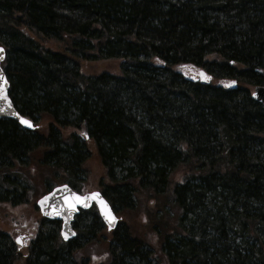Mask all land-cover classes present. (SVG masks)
Wrapping results in <instances>:
<instances>
[{"label":"trees","instance_id":"1","mask_svg":"<svg viewBox=\"0 0 264 264\" xmlns=\"http://www.w3.org/2000/svg\"><path fill=\"white\" fill-rule=\"evenodd\" d=\"M0 47L35 127L0 119V202L81 192L97 156L120 214L81 211L68 241L41 217L20 249L0 231V264H86L97 239L107 264H264V0H0Z\"/></svg>","mask_w":264,"mask_h":264},{"label":"water","instance_id":"2","mask_svg":"<svg viewBox=\"0 0 264 264\" xmlns=\"http://www.w3.org/2000/svg\"><path fill=\"white\" fill-rule=\"evenodd\" d=\"M0 49H2V52H0V86H2L0 87V119L12 120L16 122L22 129L27 131H33L34 127L32 121L28 118L20 116L8 96L9 83L5 77L1 65L5 59V50L3 47H0ZM230 87L232 89L236 88L235 83H231ZM251 99L258 102L264 110V86L254 87L251 94ZM20 118L29 121L32 126L29 127L28 125L21 124ZM92 193H99V197L97 199H91L90 197ZM73 194L84 199L87 206H85L84 203H76L75 209L70 211L69 208L66 206L65 198H71ZM41 201H43V203H41ZM101 201L103 202V204H101ZM36 206L40 214L44 218L60 222V234L63 240L65 241L74 238V232L72 231V223L74 221V217L81 210H88L91 206L95 207L100 220L109 231L114 230L117 226V218L115 216L114 211L112 210L108 202L103 198L102 194L98 191L85 192L84 194H79L74 192L67 185L58 186L52 189L43 197H41L38 200ZM106 213H110V215L115 218L111 225L109 224V220L106 218ZM65 236H67V239H65Z\"/></svg>","mask_w":264,"mask_h":264},{"label":"rangeland","instance_id":"3","mask_svg":"<svg viewBox=\"0 0 264 264\" xmlns=\"http://www.w3.org/2000/svg\"><path fill=\"white\" fill-rule=\"evenodd\" d=\"M82 70L87 75L97 74L100 72L116 73L117 66L112 62L101 64L98 63L97 65L90 64V66H88V64H84ZM67 130L70 133L72 132L71 129ZM35 168V165L31 163L29 165L28 172L31 175H34L36 172ZM86 171V188L80 192L81 194L85 192L98 191V182L103 179V173L97 156H92L88 161ZM33 194L34 195L31 197L29 202L27 199L22 205L16 207H13L8 203L0 202V231L9 233L13 240H15L18 235L14 233V228L20 227L22 225L30 227L33 223L35 224L41 218L35 209V203L44 193L38 188H33ZM119 215L120 214L116 213V217ZM123 221L128 223L129 219L126 217ZM142 222L143 219L139 216H136V219L132 222V225L135 227V229L139 230L141 233L145 232L144 230L139 229V226ZM102 241L103 239H97L94 242L88 243V246L76 254L75 258L77 260L83 258L87 262L86 264H107V256L105 254L106 252L104 251L105 246H103ZM21 243H23V239H21Z\"/></svg>","mask_w":264,"mask_h":264},{"label":"snow or ice","instance_id":"4","mask_svg":"<svg viewBox=\"0 0 264 264\" xmlns=\"http://www.w3.org/2000/svg\"><path fill=\"white\" fill-rule=\"evenodd\" d=\"M0 52H2V49H0ZM2 87V86H0ZM20 123L21 124H25V125H28L29 127H31L32 125L30 124L29 121L23 119V118H20ZM99 197V193H92L91 194V199H97ZM47 199V198H45ZM41 203H43V201H41ZM65 203H66V206L69 208V210H74L75 209V204L76 203H84L85 206L86 205V202L84 199H82L81 197L79 196H76L75 194H73V196L71 198H65ZM101 204H103V202L101 201ZM106 207V206H105ZM58 214V213H57ZM106 218L109 220V224L111 225V223L114 221V217H112L110 215V213H106ZM65 239H67V236H65ZM19 239H18V243H19Z\"/></svg>","mask_w":264,"mask_h":264},{"label":"flooded vegetation","instance_id":"5","mask_svg":"<svg viewBox=\"0 0 264 264\" xmlns=\"http://www.w3.org/2000/svg\"><path fill=\"white\" fill-rule=\"evenodd\" d=\"M35 209L38 210L36 207ZM37 225L38 223L36 222L35 224L33 223L30 227L22 225L20 227L14 228V233L18 234L16 238L23 239L24 242H27L28 239H30L31 236L34 235Z\"/></svg>","mask_w":264,"mask_h":264}]
</instances>
